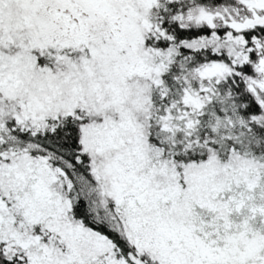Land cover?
Here are the masks:
<instances>
[{"label":"snow or ice","instance_id":"1","mask_svg":"<svg viewBox=\"0 0 264 264\" xmlns=\"http://www.w3.org/2000/svg\"><path fill=\"white\" fill-rule=\"evenodd\" d=\"M0 264H264V0H0Z\"/></svg>","mask_w":264,"mask_h":264}]
</instances>
